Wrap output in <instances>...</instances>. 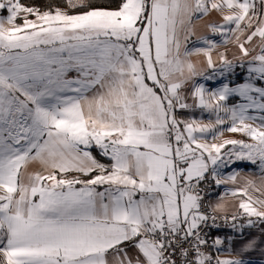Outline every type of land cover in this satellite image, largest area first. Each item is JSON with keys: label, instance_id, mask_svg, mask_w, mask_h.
I'll use <instances>...</instances> for the list:
<instances>
[{"label": "snow or ice", "instance_id": "1", "mask_svg": "<svg viewBox=\"0 0 264 264\" xmlns=\"http://www.w3.org/2000/svg\"><path fill=\"white\" fill-rule=\"evenodd\" d=\"M65 2L72 11L0 0V264L264 259V237L239 248L234 236L211 237L264 223L253 181L227 189L243 197L230 214L201 194L209 177L217 187L236 182L239 171L223 170L237 162L264 173V0ZM216 37L239 54L214 60ZM237 67L247 79L234 87H186L197 76L227 80ZM196 108L215 122L183 116ZM225 131L248 140L216 142ZM33 162L40 171H29Z\"/></svg>", "mask_w": 264, "mask_h": 264}, {"label": "crops", "instance_id": "2", "mask_svg": "<svg viewBox=\"0 0 264 264\" xmlns=\"http://www.w3.org/2000/svg\"><path fill=\"white\" fill-rule=\"evenodd\" d=\"M215 15V14H213ZM208 19V17H205L204 19L194 21V32L195 35H201L203 34L206 29H205V22ZM192 39H195V36L192 37ZM218 41V47L217 49L214 50L213 52V59L218 62L219 57L217 53H226L228 55L229 59L233 58V54L238 55V50L235 47L234 42H229V43H220V38L216 37ZM191 42L187 45L189 48H191ZM202 46V45H198ZM192 63L198 68V69H206L207 64H206V58L202 55L197 56V55H192L189 58ZM208 72L210 73L211 70L209 69ZM240 79H235V77L240 76ZM239 78V77H238ZM247 79V74L246 71L237 67L235 69V72L227 77V80L222 77H218L215 80L212 81H205L203 77L197 76L194 77L192 81H189L188 85L186 87H190L192 83L194 82H199V83H204L206 87L210 89H214L216 87H219L222 83L224 82H231L230 86L234 87L238 84L244 83L245 80ZM259 83V82H258ZM240 98L239 97H230L228 103L233 104L239 102ZM189 103H192L191 99L188 101ZM183 116L184 117H191L194 116L196 119L201 120L203 123H214V116L208 112L202 111L199 108L193 109V110H183ZM253 123H258V121H255ZM223 139H245L246 137L242 136L239 133H231V132H224L223 137H219L216 142H220ZM239 171L240 175L237 177L236 182H229L227 185H221L217 187L216 185L214 186V190L212 193V196L210 197V202L211 204H215L217 202H222L225 205V210L226 212H234L236 210V206L242 196H232L230 193L225 194L227 189L230 188H236V187H244L246 185V182L248 180L253 181L254 187H249L248 189V194L253 197V199H260L264 200V173L261 172V170H253V164L249 162H237L236 164L225 168L223 170L224 175H227V173L233 171V170ZM41 170V165L39 162H33L29 166V171H40ZM258 189V191H257ZM216 195V196H213ZM221 197H223V200L221 201ZM255 219V218H253ZM234 236V239L232 241V247L233 248H239L242 245V242L249 237H255L256 239H261L264 237V223H257L255 227H247L244 230V235L243 236H237L235 235L232 231L230 232H223L220 234V236ZM223 248H227V241L225 242V245L222 246ZM134 252V250H133ZM131 254V253H130ZM221 258H228L232 257L235 255V252L232 251H227L223 250L218 253ZM252 261H264V259H261L259 256V253H253L251 256Z\"/></svg>", "mask_w": 264, "mask_h": 264}, {"label": "trees", "instance_id": "3", "mask_svg": "<svg viewBox=\"0 0 264 264\" xmlns=\"http://www.w3.org/2000/svg\"><path fill=\"white\" fill-rule=\"evenodd\" d=\"M25 4H30L39 7L41 10H45L49 7H65L66 2L65 0H22ZM87 2H90L96 7H105L109 9H117L120 4L122 3V0H87ZM68 9V8H67ZM69 11H72L71 9H68ZM93 155L97 156L98 159H101V162L103 163H109L107 158H102L99 155L98 149L93 150ZM218 233H214L213 237L217 236Z\"/></svg>", "mask_w": 264, "mask_h": 264}, {"label": "built area", "instance_id": "4", "mask_svg": "<svg viewBox=\"0 0 264 264\" xmlns=\"http://www.w3.org/2000/svg\"><path fill=\"white\" fill-rule=\"evenodd\" d=\"M201 187L204 189V191L201 193L202 195H206V200H205V203L206 204H208L209 203V198H210V196H211V192H212V188H213V185H212V180L210 179V178H208V183L206 184V185H201ZM227 213H232V212H227ZM218 222H219V220H218ZM230 231H232L231 229H228V228H225V229H223L222 231H216V230H213L212 232H211V237H213V234L214 233H223V232H230ZM217 234V235H218ZM210 243H211V239H210V241H209ZM211 251H213V252H216V250L215 249H210Z\"/></svg>", "mask_w": 264, "mask_h": 264}, {"label": "rangeland", "instance_id": "5", "mask_svg": "<svg viewBox=\"0 0 264 264\" xmlns=\"http://www.w3.org/2000/svg\"><path fill=\"white\" fill-rule=\"evenodd\" d=\"M62 9H65V10H68L67 8H65V7H61ZM0 15H6V13H0ZM30 19H32V18H34V17H29ZM17 23H22V21L21 20H17L16 21ZM194 40V39H193ZM191 44V46H192V43H190ZM76 76V73L74 72V71H72V72H69L68 73V77L69 78H73V77H75ZM239 77V78H238ZM238 77H235V79L237 80V79H242V78H240L241 77V75L240 76H238ZM246 140H248V138L246 137ZM249 142H251V141H249ZM253 170L255 171V170H260V168H259V163L257 162V164H253ZM210 179H211V177H209ZM212 180V179H211ZM212 185H213V188H212V192H211V196H212V193H213V190H214V186H215V182L212 180ZM210 196V197H211ZM213 196H216V195H213ZM209 202H210V198H209ZM220 234L221 233H219L217 236H220ZM252 264H264V261H257V260H255V261H252Z\"/></svg>", "mask_w": 264, "mask_h": 264}]
</instances>
